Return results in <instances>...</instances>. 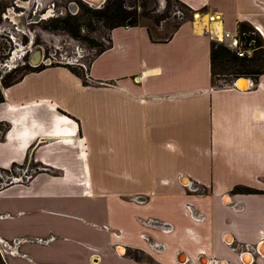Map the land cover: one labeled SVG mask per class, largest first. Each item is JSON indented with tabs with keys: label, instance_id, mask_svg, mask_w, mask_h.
<instances>
[{
	"label": "crops",
	"instance_id": "1",
	"mask_svg": "<svg viewBox=\"0 0 264 264\" xmlns=\"http://www.w3.org/2000/svg\"><path fill=\"white\" fill-rule=\"evenodd\" d=\"M173 1L198 26L114 27L83 73L1 89L0 172L30 173L0 181L4 264H264V56L215 85L204 32L264 44V0Z\"/></svg>",
	"mask_w": 264,
	"mask_h": 264
},
{
	"label": "rangeland",
	"instance_id": "2",
	"mask_svg": "<svg viewBox=\"0 0 264 264\" xmlns=\"http://www.w3.org/2000/svg\"><path fill=\"white\" fill-rule=\"evenodd\" d=\"M116 7L120 10L118 15L120 18H124L125 23L131 22L146 26L153 39L163 40L181 21L195 19L194 12L188 11L173 0H104L96 10L86 4L79 3V11L75 16L67 14L63 16L62 20L51 21L45 26L29 30L33 36L34 44L43 49L44 59L40 65L45 66L47 63L63 65L72 71L83 73L92 57L106 46L110 15L113 12L105 10L113 11ZM3 29L12 32L10 27H3ZM256 34L258 33L256 32ZM12 35L16 43L25 42V37L20 33H12ZM12 47V43L0 35V91L2 84L18 77L26 69H31L28 66L27 57L17 60L9 59L8 54ZM263 56L258 54L250 61H239L225 55L222 63L219 60H214L212 65L213 84L219 85L226 80L234 79L237 72L255 73L260 71ZM10 62H12L10 65H6ZM28 174L29 171L19 169L17 172L12 168L9 172H0V181L5 177Z\"/></svg>",
	"mask_w": 264,
	"mask_h": 264
},
{
	"label": "flooded vegetation",
	"instance_id": "3",
	"mask_svg": "<svg viewBox=\"0 0 264 264\" xmlns=\"http://www.w3.org/2000/svg\"><path fill=\"white\" fill-rule=\"evenodd\" d=\"M79 3L93 7L90 5L92 3L88 4L83 0H0V35L7 38L13 46L8 54L9 59L27 57L29 68H37L38 66L31 67L29 61L38 54L44 59V53L39 45L34 44L29 30L45 26L51 21L62 20L67 14L75 16L79 11ZM93 8L96 10L98 7ZM3 27H10L12 32L6 31ZM12 33H20L25 37V42H21L23 45L16 43Z\"/></svg>",
	"mask_w": 264,
	"mask_h": 264
},
{
	"label": "trees",
	"instance_id": "4",
	"mask_svg": "<svg viewBox=\"0 0 264 264\" xmlns=\"http://www.w3.org/2000/svg\"><path fill=\"white\" fill-rule=\"evenodd\" d=\"M184 7V6H183ZM185 8V7H184ZM107 11H111L113 12L110 15V24H109V28L108 29H112L114 27H132L135 26V23H131V22H126L124 18H120L119 11L118 8L116 7V9L110 10V9H106ZM102 13V12H101ZM100 13V16L102 15ZM237 30L240 33V38L242 41L244 42H249L252 41L253 42V47H254V51L253 54L250 58H237L235 57V55L230 52L228 49L225 48V46L221 45V44H217L215 42H211L210 44V63H211V70H212V65L214 60H219L220 63H222V59L224 58L225 55L231 56L232 59L234 60H239V61H246V60H252L254 56H257L258 54H262L263 55V42L261 40V38L256 34V32L254 31V29L250 26H246V25H239L237 24ZM101 51V50H100ZM50 66H52V64H50ZM45 66H38L37 68H33V69H26V71L22 72L18 77H15L13 79L8 80L7 82H5L4 84H2V88H6L14 83H16L17 81H19L24 74L28 73V72H34V71H39L42 68H44ZM66 67V66H65ZM69 69V67H66ZM262 67L260 69V71L258 72H253V73H243V72H237L234 75V78L240 77V76H244V77H253L255 75H258L261 73ZM74 72V71H73ZM245 74H249V75H245ZM2 101V95L0 92V102ZM2 173H6V172H2ZM0 264H4L3 260L1 261L0 258Z\"/></svg>",
	"mask_w": 264,
	"mask_h": 264
},
{
	"label": "built area",
	"instance_id": "5",
	"mask_svg": "<svg viewBox=\"0 0 264 264\" xmlns=\"http://www.w3.org/2000/svg\"><path fill=\"white\" fill-rule=\"evenodd\" d=\"M218 20V17H211L209 19V22H216ZM193 21V20H192ZM255 32H257L258 36L261 37V39L263 38L262 33L260 32V30L253 28ZM204 32H206L209 36V38L212 40V42H215L217 44H221L223 46H225L226 49H228L230 52H232L235 57L237 58H250L253 54L254 51V47H253V42L249 41V42H244L241 40L240 38V33L237 30V25H236V29L235 32L230 34L228 32H216L214 29L212 28H208L206 29ZM233 85V84H232ZM17 172L19 171V169H15ZM30 173L28 175H21V177H24V179H27L29 177ZM9 180H15V179H20L19 176L18 177H14V176H9L8 177ZM3 253V249L0 248V256L2 257Z\"/></svg>",
	"mask_w": 264,
	"mask_h": 264
},
{
	"label": "water",
	"instance_id": "6",
	"mask_svg": "<svg viewBox=\"0 0 264 264\" xmlns=\"http://www.w3.org/2000/svg\"><path fill=\"white\" fill-rule=\"evenodd\" d=\"M97 1H99L98 4H97L96 6H94V3H95V1H94V3H93L92 6H94V7H98V6H100L104 0H96V2H97ZM95 4H96V3H95ZM42 60H43V59H42V58L40 57V55L38 54L34 59H32V60L29 61V65H30L31 67H37V66H39L40 64H42ZM48 64H49V63H47V65H48ZM240 81L244 82L245 85H244V86H240V85H239V82H240ZM232 83H233V86H234L236 89H238V90H246V89H248V88L251 86V84H252L251 80H250L248 77H244V76H240V77L234 78V80L232 81ZM0 248H2V243H0ZM247 250L250 251V252H253V253L255 252L256 254L260 255V253L257 252L256 248L249 247V248H247ZM210 264H211V263H210Z\"/></svg>",
	"mask_w": 264,
	"mask_h": 264
},
{
	"label": "bare ground",
	"instance_id": "7",
	"mask_svg": "<svg viewBox=\"0 0 264 264\" xmlns=\"http://www.w3.org/2000/svg\"><path fill=\"white\" fill-rule=\"evenodd\" d=\"M83 1H84L85 3H88V4L92 3V4H90V5H93V3H94V1H95L96 4L94 3V6H96V5L98 4V2H99V1L96 2V0H93L92 2H91V0H83ZM94 6H93V7H94ZM194 18H195V23H194V25H195V26H198V24H196V21L199 20V19H198V14H195V15H194ZM196 19H197V20H196ZM10 63H12V62H10ZM10 63H8V65H9ZM239 85H240V86H244L245 83L242 82V81H240V82H239Z\"/></svg>",
	"mask_w": 264,
	"mask_h": 264
}]
</instances>
